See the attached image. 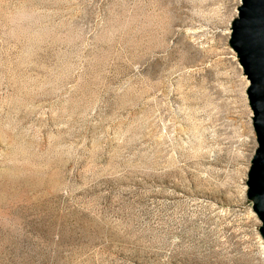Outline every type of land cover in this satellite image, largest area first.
<instances>
[{"label": "rangeland", "instance_id": "rangeland-1", "mask_svg": "<svg viewBox=\"0 0 264 264\" xmlns=\"http://www.w3.org/2000/svg\"><path fill=\"white\" fill-rule=\"evenodd\" d=\"M240 0H0V264H264Z\"/></svg>", "mask_w": 264, "mask_h": 264}, {"label": "water", "instance_id": "water-1", "mask_svg": "<svg viewBox=\"0 0 264 264\" xmlns=\"http://www.w3.org/2000/svg\"><path fill=\"white\" fill-rule=\"evenodd\" d=\"M228 45L248 81L246 97L256 147L246 174V198L260 222L264 248V0H240Z\"/></svg>", "mask_w": 264, "mask_h": 264}, {"label": "bare ground", "instance_id": "bare-ground-1", "mask_svg": "<svg viewBox=\"0 0 264 264\" xmlns=\"http://www.w3.org/2000/svg\"><path fill=\"white\" fill-rule=\"evenodd\" d=\"M261 244H262V242H261ZM262 247H263V245H262Z\"/></svg>", "mask_w": 264, "mask_h": 264}]
</instances>
